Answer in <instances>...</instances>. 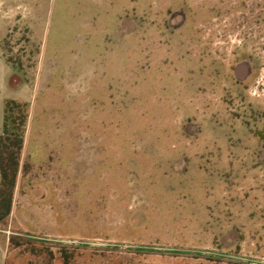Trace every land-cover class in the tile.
Wrapping results in <instances>:
<instances>
[{"label":"rangeland","instance_id":"374dc122","mask_svg":"<svg viewBox=\"0 0 264 264\" xmlns=\"http://www.w3.org/2000/svg\"><path fill=\"white\" fill-rule=\"evenodd\" d=\"M18 2L34 25L1 49L34 93L7 264H264V0Z\"/></svg>","mask_w":264,"mask_h":264},{"label":"crops","instance_id":"0c3cea01","mask_svg":"<svg viewBox=\"0 0 264 264\" xmlns=\"http://www.w3.org/2000/svg\"><path fill=\"white\" fill-rule=\"evenodd\" d=\"M24 1V0H23ZM23 14V17L17 18L16 15ZM29 8L26 3L18 2V0H0V42L8 33V29L11 25L17 23L18 19L24 20L25 23L29 25H34L33 20L35 17L29 16ZM17 18V19H16ZM28 18V19H27ZM34 93V87L30 81L25 80L22 76L19 75L17 69L13 68L5 59L3 51L0 45V134L3 132L4 127V103L8 98L17 99L21 101H27L30 103V109L32 106V97ZM30 113L27 124V130L25 134V143L22 152V163H25L24 154L28 153V143H29V122H30ZM39 135V137H41ZM38 163L31 161L27 164ZM24 175L23 168L20 169L17 179V185L14 194L13 208L10 215L9 225L5 228H0V264H7L8 253L10 250V237L11 234H15L14 230V219L17 215V212L20 211L24 213V209L19 207V202L23 200L21 195L20 186L21 178ZM36 185V184H35ZM43 189V188H42ZM42 189H36L38 191ZM35 188L33 189V193ZM22 215V214H21ZM23 216V215H22Z\"/></svg>","mask_w":264,"mask_h":264},{"label":"trees","instance_id":"16d2710c","mask_svg":"<svg viewBox=\"0 0 264 264\" xmlns=\"http://www.w3.org/2000/svg\"><path fill=\"white\" fill-rule=\"evenodd\" d=\"M0 45L2 46V41ZM6 61L15 69L21 65V62L17 63L11 56ZM29 113V102L12 98L5 100L4 127L0 134V228L9 225L18 174L21 168L26 170L27 165L22 163V152ZM26 243L16 235L10 237V246L18 247ZM65 264H69L66 253Z\"/></svg>","mask_w":264,"mask_h":264},{"label":"flooded vegetation","instance_id":"af4514ba","mask_svg":"<svg viewBox=\"0 0 264 264\" xmlns=\"http://www.w3.org/2000/svg\"><path fill=\"white\" fill-rule=\"evenodd\" d=\"M170 16H172V13H170ZM184 16L186 20L189 18V7L186 11V15ZM239 55H242V53L240 52ZM254 67H255V60L253 58L252 53H249V55L247 56L243 55L241 59L237 62V65L235 66L234 69L236 84L247 86L248 80L252 76Z\"/></svg>","mask_w":264,"mask_h":264}]
</instances>
